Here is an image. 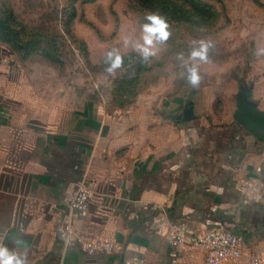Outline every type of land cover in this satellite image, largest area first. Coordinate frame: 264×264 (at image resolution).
I'll return each instance as SVG.
<instances>
[{
  "label": "crops",
  "instance_id": "crops-1",
  "mask_svg": "<svg viewBox=\"0 0 264 264\" xmlns=\"http://www.w3.org/2000/svg\"><path fill=\"white\" fill-rule=\"evenodd\" d=\"M27 79L0 70V245L26 251L28 264H206L171 238L231 230L243 256L222 264L264 260L263 141L179 119L181 99L174 115L171 99L122 109ZM79 181L89 202L67 234ZM96 242L113 250L89 252Z\"/></svg>",
  "mask_w": 264,
  "mask_h": 264
},
{
  "label": "rangeland",
  "instance_id": "rangeland-1",
  "mask_svg": "<svg viewBox=\"0 0 264 264\" xmlns=\"http://www.w3.org/2000/svg\"><path fill=\"white\" fill-rule=\"evenodd\" d=\"M153 12L167 18L172 35L144 63L123 41L139 39L145 15ZM193 40L215 45L211 63L200 65L195 89L176 60L181 52L187 58ZM113 48L123 66L110 75L104 57ZM260 48L264 0H0V70L57 82L122 109L139 100L171 99L174 115V100L181 99L179 119L200 117L215 127L244 128L234 118L243 92L264 112V55L255 54Z\"/></svg>",
  "mask_w": 264,
  "mask_h": 264
},
{
  "label": "clouds",
  "instance_id": "clouds-1",
  "mask_svg": "<svg viewBox=\"0 0 264 264\" xmlns=\"http://www.w3.org/2000/svg\"><path fill=\"white\" fill-rule=\"evenodd\" d=\"M146 23L141 25V36L139 39L126 37L123 44L126 48L130 47L139 54L142 62L147 63L160 51V46L166 44L172 35L170 24L163 15L158 12L147 13ZM189 55L185 58L184 54L178 53L176 60L184 68L183 79L192 88H198L202 77L200 75V65L211 63L209 52L214 48L211 40H193ZM257 56L264 55V48H260L255 53ZM104 63L107 65L105 71L114 75L117 69L123 66V57L120 50L113 48L105 54ZM17 249L24 248L22 239L14 241ZM0 264H28L26 251H10L7 247L0 245Z\"/></svg>",
  "mask_w": 264,
  "mask_h": 264
},
{
  "label": "built area",
  "instance_id": "built-area-1",
  "mask_svg": "<svg viewBox=\"0 0 264 264\" xmlns=\"http://www.w3.org/2000/svg\"><path fill=\"white\" fill-rule=\"evenodd\" d=\"M89 192L83 186L82 181L77 183L69 195L67 206V217L65 231L67 234L72 232L73 216L77 211L87 208L89 202ZM169 244L173 248H193L205 252L206 264H222L230 260L242 259L243 252L237 235L231 230L216 231L208 230L194 234H175ZM89 252L110 253L113 245L109 242H96L87 247ZM247 264H264V260L258 257L248 259Z\"/></svg>",
  "mask_w": 264,
  "mask_h": 264
},
{
  "label": "water",
  "instance_id": "water-1",
  "mask_svg": "<svg viewBox=\"0 0 264 264\" xmlns=\"http://www.w3.org/2000/svg\"><path fill=\"white\" fill-rule=\"evenodd\" d=\"M245 92L237 97V110L234 114L235 120L240 123L257 140L264 141V112L256 108L247 101ZM248 95V94H247ZM190 116H184V120Z\"/></svg>",
  "mask_w": 264,
  "mask_h": 264
}]
</instances>
